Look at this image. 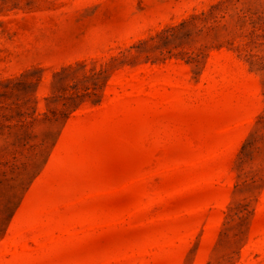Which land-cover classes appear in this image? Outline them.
Masks as SVG:
<instances>
[{
	"label": "rangeland",
	"instance_id": "rangeland-1",
	"mask_svg": "<svg viewBox=\"0 0 264 264\" xmlns=\"http://www.w3.org/2000/svg\"><path fill=\"white\" fill-rule=\"evenodd\" d=\"M0 264H264V0H0Z\"/></svg>",
	"mask_w": 264,
	"mask_h": 264
}]
</instances>
